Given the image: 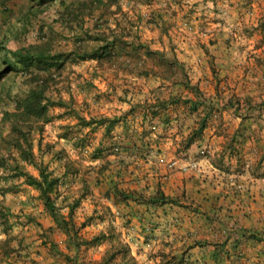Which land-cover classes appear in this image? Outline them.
I'll return each mask as SVG.
<instances>
[{
    "label": "crops",
    "instance_id": "obj_1",
    "mask_svg": "<svg viewBox=\"0 0 264 264\" xmlns=\"http://www.w3.org/2000/svg\"><path fill=\"white\" fill-rule=\"evenodd\" d=\"M204 3L209 10L223 7L227 14L215 12L209 18L199 19L195 12L192 16L193 22H200L201 31L197 28L188 34L199 42L189 40L190 44L183 49L186 56L177 54L189 86L181 77L171 80L155 75L131 79L132 84L140 87L136 89L135 102H167V106L159 109L153 120L149 112L139 107L131 111V95H123V110H127L123 112L125 164L119 165L120 171L102 184H107V191L113 193L110 197L106 190L97 193L95 189L100 185L91 180L94 190L87 198L95 204L104 200L112 213H123L126 225L121 239L130 245L138 261L143 262L142 249L150 245L144 260L152 264H160L164 258L173 259L175 264H264V109L256 107L264 102V0ZM203 14L207 16V12ZM181 16L177 14L174 20L180 21ZM208 20L213 23H206ZM152 48L170 56L168 48ZM172 99L178 101L172 104ZM230 101L235 104L230 105ZM195 102L199 106L192 110ZM237 103L241 104L239 108ZM209 109L214 110L208 116V126L201 137L186 146ZM151 141L160 144L155 145L160 157L166 155V150L168 159H178L181 167L207 150L205 159L196 158L202 170L184 171L179 166L169 174L146 151ZM142 142V149L137 150ZM117 185L147 196L162 189L180 202L151 206L136 197L119 204L113 192ZM67 206L65 203L64 212L70 208ZM96 210L99 214L98 206ZM108 245L106 241L99 246L66 250L73 258L79 252L78 263L87 250L81 261L95 264ZM44 259L45 264H57L48 256ZM42 260L39 264H44ZM4 261L12 264V259ZM71 263L67 260L62 264Z\"/></svg>",
    "mask_w": 264,
    "mask_h": 264
},
{
    "label": "rangeland",
    "instance_id": "obj_2",
    "mask_svg": "<svg viewBox=\"0 0 264 264\" xmlns=\"http://www.w3.org/2000/svg\"><path fill=\"white\" fill-rule=\"evenodd\" d=\"M78 1L81 0H0V46L6 47L9 50H18L24 46L45 43L55 37V41H53L54 51L75 49L76 35L81 34L82 27L76 25L72 31L65 24L63 26L61 20L63 15L66 14L67 6L70 7L78 3ZM122 1L123 12L109 15L111 27H115L117 23L119 27V23H121L122 27L127 26L131 30V37H134L137 42L147 43L151 47L160 46L168 48L170 57L176 59H178L177 54L186 56V51L183 49L190 44L188 43L189 40H197L199 42L197 38L190 39L191 36L189 35L191 31L193 33L197 28L200 29L198 26L200 22L192 21V16H195V12L199 14V19L204 18V16L209 18L210 14L215 12L223 15L227 14L223 12V7L211 10H209L210 7L208 9L205 8V3L203 4V2L207 0ZM203 11L207 12V16L203 14ZM177 14L183 16L180 21L174 20ZM98 15L99 13L96 12V16L86 18L85 24L94 27ZM158 16L162 17V24H152L150 19ZM206 23L213 22L208 20ZM164 27H168L169 31L163 30ZM104 29L107 33L110 32L108 27ZM88 45L92 47L96 43L95 41H90ZM175 49H177L176 52ZM6 57L8 59L11 58L7 52L0 54V205H5L11 209L10 224L12 229L9 235L13 237L12 245L18 248L22 244L23 252L20 258L18 254L10 258H2L0 264H9V262L4 261L7 259H12V264L23 263L25 261L30 263L33 259L39 264L41 263V258L45 264V256L55 260L57 264H62L67 261L66 258L63 256L56 261V256L49 254L47 247L44 246L42 235L48 233L47 235H49L50 239L61 243L62 247L66 249V234L58 231V229L50 233V227H56V224L52 215L47 211L44 201L40 197V192L23 182L24 177L16 178V181L11 177L16 163L24 166L27 171L37 176L39 175V170L34 164L26 162L22 157V153L10 145V142L14 140L12 124L10 123L11 121L4 120V115L7 111L12 112L17 109L18 102L16 103V101L23 99L27 95V91L32 86H35V83L30 71L9 69L8 64L5 62ZM63 74V80L59 79L62 76L57 74L56 80L59 83V87L53 84L48 91V95L54 99L62 97L66 101H71L73 105L71 113L73 114L68 115L65 107H52L50 110L52 121L44 126L43 131H39L37 128L31 137L37 161L39 163L43 162L56 175L63 176V182L59 187L61 196L58 200V204L62 206L65 203H72L75 196H80L83 186L81 179L83 177H87L90 181H97L96 184L100 185L99 188L95 189L97 193L102 194L103 190L107 191V184L104 186L102 184L106 180L109 181L111 177L116 175V172L120 171L118 169L120 164L117 165L118 158L125 153V145L123 144V112L127 111L123 110V95L125 94L124 89L127 88V85L123 84L125 75L123 76L122 72L118 74L114 69L99 67L96 60H86L78 63L68 62L63 70ZM129 85L132 86V83H129ZM123 86L125 87L123 88ZM128 89L132 99L137 97L138 92L136 88L132 90ZM78 113L83 114L87 120H90L92 117H103L107 119L118 118L120 121L113 132L108 135L106 131L107 124H93L84 127L77 117L79 116ZM126 122L130 127L133 126L131 121ZM149 141L150 139H148ZM144 142L141 145L139 143L136 149H142L141 146ZM73 143L75 150L72 151ZM102 143H116L119 150H116L114 154L111 151L102 158L105 162H110V164H106L107 169L99 174L98 171L91 170L90 168L96 166L98 169L100 163L103 162L102 159H95L93 157L95 150ZM151 143L150 148H147L146 151L153 155L152 158L155 162L156 160L161 162L159 163L160 168H166L169 174L173 173L174 170L168 166L170 159H168L169 155L167 153L169 152L165 150L164 153L166 155L160 157V151L157 148L160 144L157 145L154 141H151ZM61 148H65L68 156L80 164L82 167L81 175L65 174V166L59 157L54 154ZM198 155L202 159H205L207 156V154L203 155L201 151ZM185 156L182 155V157ZM199 156H194L192 160L199 161L196 159ZM3 161H7L8 164H3ZM167 176H164V178ZM9 185L15 186L11 190H7L6 187H9ZM65 195L68 196L69 202L65 201ZM103 202L104 200H100L97 203L101 204H95L93 199L87 198L77 209L76 219L79 225L83 223L86 217L93 216L91 225L88 228H83L81 232L83 231L86 235V239H90L101 231H109L112 225L115 227L116 233L120 235V238H123L124 225H126L123 220V213L108 214L105 211L106 205ZM97 206L101 214H96L98 213V210H96ZM63 213L68 215L69 209H66ZM51 224L53 225L51 226ZM7 236L3 232V227L0 223V240L5 239ZM143 236L149 239L148 236ZM146 249L150 250L151 246L149 245ZM146 249L143 247L142 252L145 251V254L143 253L145 257H142L143 262L137 260L138 264H152L148 259L144 260L150 252ZM87 252V250L84 251L78 264L94 263L81 261L82 259L84 260V254ZM78 254L79 252H76L75 259L79 257ZM94 254L96 253L94 252Z\"/></svg>",
    "mask_w": 264,
    "mask_h": 264
},
{
    "label": "trees",
    "instance_id": "obj_3",
    "mask_svg": "<svg viewBox=\"0 0 264 264\" xmlns=\"http://www.w3.org/2000/svg\"><path fill=\"white\" fill-rule=\"evenodd\" d=\"M122 2V0H81L70 7L67 6L66 14L63 15L61 20L63 26L65 24V26L71 28L72 31L76 25L82 27L81 34L76 35V48L73 50L64 49L63 51H54L53 41H55V37L49 39L45 43L24 46L18 50H9L6 47L0 46V54L2 52H7L11 57L10 59L7 57V59H5L8 68L18 71H30L35 83V86H32L27 91L28 93L23 99H18L16 101V103L18 102L17 109L5 113L4 120L11 121L10 123L12 124L14 140L10 142V145L14 146L22 153V157L26 162L34 164L37 167L39 175H34L27 171L24 166L16 163L11 177L15 179V181L16 178L24 177L25 179L23 182L40 192V197L44 201L47 211L52 215L56 224V227H50V233H53L57 229L58 231L64 232L66 234L67 248L69 251L73 247L81 249L82 246H99L106 241L109 243L102 258L95 264H138V261L133 255L130 245L120 238V235L116 233L115 227L112 225L109 231H101L90 239H86V235L82 234L81 230L91 225L93 220V216H88L83 223L79 225L76 219L77 209L81 206L83 200L93 193L94 190L90 183V179H87V177L81 179L83 186L80 196L74 199L72 203H69L70 205L68 204L70 207L68 215L63 213L64 207L58 204V200L61 196L59 187L63 182V176L56 175L54 171H50L49 167L43 162L39 163L37 161L31 137L37 128V130L43 131L44 126L52 121V115H50L52 107H65L68 111V115L73 114L71 113V110H73L71 101H66L62 97L54 99L48 95V91L53 84L59 87V83L56 80L57 74H60L62 77L59 79L63 80V70L68 62L78 63L80 61L96 60L99 67L114 69L118 74L122 72L123 76L125 75L123 84L127 85V87L128 84L131 83V79L136 76L149 77L159 75L171 80H179L181 77L184 79V83H186V71L181 61L170 57L165 52L153 49L147 43L137 42L134 37H131V30L127 26L122 27L121 23H119V27L118 23L115 27H111L109 15H116L123 12ZM96 12L99 13L96 24L94 27L87 26L85 24L86 18L96 16ZM161 21H163V19L160 16L150 19V22L155 25L162 24ZM107 27L109 28V33L104 31V28ZM163 30H168V27H164ZM90 41H95L96 45L91 47L88 45ZM186 85L189 86L188 83H186ZM132 87L136 89L140 88L134 84H132ZM133 88H130V90ZM129 94L130 91L125 88V97H129ZM128 100L132 105L131 111H135L137 110L136 107H139V109L147 113L149 112V114L153 116V120L157 116V111L167 106V102H145L142 104L140 102H135L132 98ZM177 101L178 99H172L171 103L173 104ZM234 104L233 101H230V105L233 106ZM194 105L192 110L198 108L199 102H195ZM248 105L251 106L252 104L249 103ZM239 106H241V104H238V108ZM256 107L264 109V102L258 103ZM213 110L214 109H209L207 114L204 115L203 119L200 121L199 127H197L187 139L186 146H190L195 140L201 137L203 131L209 124L208 116H210V113H213ZM78 115L77 117L84 127L93 124H107L106 131L108 135L113 132L120 121L118 118L107 119L103 117H92L90 120H87L83 114L78 113ZM77 145H79V143H77ZM116 145V143H102L101 146L95 150L93 157L95 159H102L111 151L114 154V152L119 149ZM41 150L44 152L43 149ZM54 154L59 157L60 161L65 166L66 175H81L82 167L78 162L72 160V158L68 156L65 148L59 149ZM6 162L7 161H3V164L7 165L8 162ZM106 164H110V162L107 163L103 160L98 169L96 166H92L90 169L98 171V173L101 174L107 169ZM117 164L122 166L125 164L123 156L118 158ZM249 168H253V165H250ZM14 186L15 185H9V187L6 188L7 190H11ZM113 192L115 202L119 204L129 202L136 197L139 201L151 206L180 202L179 199L176 200L168 197L162 189L158 190L153 195L147 196L146 194L135 191L128 192L117 185ZM111 193L112 192L108 190L106 195L110 197L113 194ZM66 196L67 195H65V201L69 202V198ZM105 211H107L108 214H112V210L109 207H106ZM10 212V207L8 208L5 205H0V223L3 227V232L8 235L5 239L0 240L1 261L2 258H10L17 254L20 258L23 252L22 244H20L18 248L12 245L13 237L9 235L12 229L10 224ZM47 234L48 233H44L42 235V242L44 246L47 247L49 254L57 258L64 256L66 260L72 262L71 264H78L77 259L71 257L67 250L62 247L61 243L50 239ZM17 264L38 263L33 259L30 263L25 261ZM160 264H175V261L173 259L168 260L164 258Z\"/></svg>",
    "mask_w": 264,
    "mask_h": 264
},
{
    "label": "built area",
    "instance_id": "obj_4",
    "mask_svg": "<svg viewBox=\"0 0 264 264\" xmlns=\"http://www.w3.org/2000/svg\"><path fill=\"white\" fill-rule=\"evenodd\" d=\"M117 150H119V149H117ZM201 153L203 155H206L207 154V150H202ZM163 160H165V159H163ZM168 163H169L168 164L169 168L172 169V170H175L177 167L180 166L179 160L176 159V158L168 161ZM180 169L184 170V171H187V170L200 171V170H202V167L200 165V161L192 160L191 162L186 164L184 167L180 166ZM147 230H149V229H147Z\"/></svg>",
    "mask_w": 264,
    "mask_h": 264
}]
</instances>
